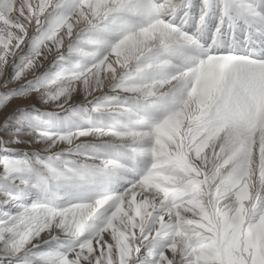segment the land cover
I'll use <instances>...</instances> for the list:
<instances>
[{"label":"snow or ice","instance_id":"obj_1","mask_svg":"<svg viewBox=\"0 0 264 264\" xmlns=\"http://www.w3.org/2000/svg\"><path fill=\"white\" fill-rule=\"evenodd\" d=\"M0 264H264V0H0Z\"/></svg>","mask_w":264,"mask_h":264},{"label":"rangeland","instance_id":"obj_2","mask_svg":"<svg viewBox=\"0 0 264 264\" xmlns=\"http://www.w3.org/2000/svg\"><path fill=\"white\" fill-rule=\"evenodd\" d=\"M16 105H17V102L16 101H13L12 105H10L8 109L0 110V119H2L3 116L5 114H7L8 112H11L12 108L15 107Z\"/></svg>","mask_w":264,"mask_h":264}]
</instances>
